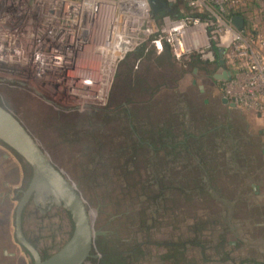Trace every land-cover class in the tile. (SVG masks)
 Masks as SVG:
<instances>
[{"label":"rangeland","instance_id":"374dc122","mask_svg":"<svg viewBox=\"0 0 264 264\" xmlns=\"http://www.w3.org/2000/svg\"><path fill=\"white\" fill-rule=\"evenodd\" d=\"M253 10L246 27L264 33ZM158 56L136 47L116 68L110 104L66 112L6 90L3 105L77 186L108 248L122 252L114 264H264V119L222 104L202 70ZM30 176L0 143V264H31L14 233ZM72 229L68 211L44 197L23 209V233L41 253Z\"/></svg>","mask_w":264,"mask_h":264},{"label":"built area","instance_id":"2783aa9c","mask_svg":"<svg viewBox=\"0 0 264 264\" xmlns=\"http://www.w3.org/2000/svg\"><path fill=\"white\" fill-rule=\"evenodd\" d=\"M191 13H152L151 2ZM246 0H0V103L16 90L55 110L105 105L116 68L136 47L196 55L230 73L222 97L264 119V33L230 23ZM244 20V19H243ZM219 52L223 65L218 63Z\"/></svg>","mask_w":264,"mask_h":264},{"label":"water","instance_id":"95a60500","mask_svg":"<svg viewBox=\"0 0 264 264\" xmlns=\"http://www.w3.org/2000/svg\"><path fill=\"white\" fill-rule=\"evenodd\" d=\"M151 2L152 13L169 10V5H156ZM230 23L242 29L244 20L240 15H233ZM218 63L223 65L219 52ZM220 66L213 78H229L228 71ZM221 103L230 108L235 106L222 97ZM0 142L20 156L30 167L29 183L18 200L14 214V233L16 242L28 253L31 264H85L91 257L98 235L106 232L94 226V211L88 206L77 186L50 159L37 139L21 121L0 103ZM50 198L53 203L62 205L70 214L73 229L68 240L53 254L41 259L38 249L25 237L22 230V213L32 195Z\"/></svg>","mask_w":264,"mask_h":264},{"label":"trees","instance_id":"16d2710c","mask_svg":"<svg viewBox=\"0 0 264 264\" xmlns=\"http://www.w3.org/2000/svg\"><path fill=\"white\" fill-rule=\"evenodd\" d=\"M259 1H262L263 2L264 0H246V3L242 7L241 10H238L236 12H231V13L232 14L233 13H236V14L240 15L244 19L245 26H246L247 12L249 10L252 11L253 8L256 7V9L258 8V10L256 11L257 14H258V24H259V26L261 25L262 27H264V5L260 7L259 4H258ZM251 7H253V8H251ZM167 12L170 13L174 17L182 16L184 14H191L184 6H182V7L181 6H178L175 9L168 10ZM191 15L195 16L196 14H191ZM247 30H248V32L250 34H253V35H255L258 32L255 29L250 30V31H249V29H247ZM145 49L148 50V49H153V48H152V45L150 43H145V44H143L141 46V51L142 50H145ZM129 55H130V53L120 62V64L118 66H121V65L123 66V64L127 63ZM138 55H139V53H138ZM139 56H142V53ZM171 57H172V55H171V53H170V51H169L168 48H166L164 50V52L161 53V54H159V56H158L159 59H163V60H166V61H168V59H170ZM140 60H141L140 57L137 58L136 61L134 62V64L131 63V65L128 68H132V66H133V68H137ZM174 60L176 62H178L180 65H182L184 68L189 67L191 69L196 68V69L202 70L204 73H206V75H209V77L212 78V74H213L212 72L213 71L209 69V67L211 65L208 64V63L203 62L196 55H190V56H188V58H184V59H181V60H176V59H174ZM170 65H171V63H170ZM128 74H129V72H128ZM121 76H122L121 74H118V78L121 77ZM121 81H122V87H124V85L127 86V87L130 86V80H125L126 84H123L124 83V78ZM141 82H142V80H136L135 82H131V83H134V86L136 85V87H137L138 84H140ZM111 101H112V99L110 98L108 100V104H110ZM12 152L19 159L23 160L14 151H12ZM26 166L30 170V174H31V169H30V167H29V165L27 163H26ZM124 174H125V172H124ZM96 246L98 247L99 252L101 254H103V258L101 260L103 262V264H114L116 262L117 263H120L121 260L123 259L122 258L123 257L122 252H118V251L113 250L112 248H110V249L108 248L109 247V242L107 240V237L100 238L96 242ZM48 256H50V255L43 253V256L41 258L42 259H45ZM128 257H130V255H128Z\"/></svg>","mask_w":264,"mask_h":264},{"label":"flooded vegetation","instance_id":"af4514ba","mask_svg":"<svg viewBox=\"0 0 264 264\" xmlns=\"http://www.w3.org/2000/svg\"><path fill=\"white\" fill-rule=\"evenodd\" d=\"M212 83L213 84H215L216 82H217V80L216 79H214L213 78V76H212ZM228 106V105H227ZM229 107V106H228ZM252 188H255L254 186L252 187ZM32 198V196L30 197V199ZM47 202H48V204L49 203H53L52 202V200L50 199V198H47ZM105 235L106 234H101V235H98L97 236V238H96V240H95V245H94V248L92 249V252H91V257H89L88 259H87V261H86V263L85 264H103V262L101 261L102 260V258H103V254H101L100 252H99V250H98V247L96 246V242L100 239V238H102V237H104L105 238ZM39 253H40V256L42 257L43 256V253H41L40 251H39ZM42 259V258H41Z\"/></svg>","mask_w":264,"mask_h":264}]
</instances>
